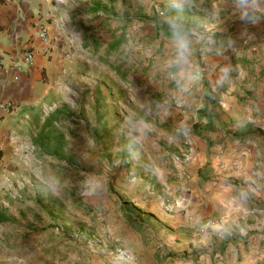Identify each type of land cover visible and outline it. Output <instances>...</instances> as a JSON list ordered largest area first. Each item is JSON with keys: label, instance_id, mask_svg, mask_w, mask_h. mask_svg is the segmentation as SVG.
I'll use <instances>...</instances> for the list:
<instances>
[{"label": "rangeland", "instance_id": "1", "mask_svg": "<svg viewBox=\"0 0 264 264\" xmlns=\"http://www.w3.org/2000/svg\"><path fill=\"white\" fill-rule=\"evenodd\" d=\"M234 2L193 0L181 13L185 24L204 37L194 43L192 56L201 79L182 93L169 75L174 69L166 65L174 49L164 18L177 14L169 0L58 1L72 8L73 33L60 37L71 39L70 54L53 77L55 96L47 104L48 111H56L43 138L45 154H35L36 147L30 153L45 162L32 163L31 172H17L0 195L1 210L13 214L2 232L0 264H80L78 259L91 254L84 248L92 235L86 222H103L95 216L103 209L97 198L116 195L115 184L137 177L140 169L146 178L154 174L148 181L159 183L163 177L168 185L178 171L175 161L185 159L180 156L184 147L168 145L171 138L188 129L186 124L201 132L203 125L232 124L218 117L219 110L212 112L217 95L229 87L253 96L257 75L264 77V13L248 8L254 19H241L240 8L228 5ZM220 67H226L225 77L217 86L213 80ZM186 96L191 110L202 99L204 113L176 111ZM205 100L212 104L208 112ZM141 125L147 126L143 136L132 131ZM55 151L62 161H52ZM114 197L130 210V199Z\"/></svg>", "mask_w": 264, "mask_h": 264}, {"label": "crops", "instance_id": "2", "mask_svg": "<svg viewBox=\"0 0 264 264\" xmlns=\"http://www.w3.org/2000/svg\"><path fill=\"white\" fill-rule=\"evenodd\" d=\"M58 1L0 0V102L12 105L0 117V195L17 172H31L32 163L43 161L38 155L31 159L30 153L36 147L35 154H45L43 138L47 125L54 123L50 114L56 111H48L47 104L55 96L53 77L61 73L72 43L60 37L73 33L74 25L72 8ZM228 5L238 7L235 2ZM252 9L264 13V0ZM40 24L50 38L48 53L37 36ZM27 51L34 53L33 62L13 68ZM225 70L216 71L217 86ZM257 78L253 96L232 93L228 87L217 95L213 108L205 100L207 112L212 108L217 115V109L218 117L232 124L203 125L202 132L182 124L183 130L168 145L184 147L180 156L185 159L175 161L178 171L168 185L163 177L159 183L148 181L154 174L146 178L141 174L145 169H140L137 177L115 184L116 195L130 199L129 211L116 195L97 198L103 209L95 216L103 222H86L92 235L84 248L91 254L78 259L80 264H264V77ZM202 101L191 110L193 102L186 96L176 111L200 115ZM51 157L54 162L63 160L56 151ZM7 211L0 208V240L13 218ZM221 223L225 230L218 234L213 226Z\"/></svg>", "mask_w": 264, "mask_h": 264}, {"label": "clouds", "instance_id": "3", "mask_svg": "<svg viewBox=\"0 0 264 264\" xmlns=\"http://www.w3.org/2000/svg\"><path fill=\"white\" fill-rule=\"evenodd\" d=\"M192 6L193 0H169V7L174 9L177 14L164 18V23L171 33V43L174 49V55L166 61V65L169 69H174L169 75L182 93L189 92L201 79L199 68L194 63L192 56L194 43L203 41L204 37L200 36L195 28L187 26L181 15L186 8ZM237 6L241 10V19H254L249 16L247 9L256 8L258 0H238ZM209 42H211L210 37ZM132 131L143 136L147 131V126L141 125ZM48 187L53 194L56 193L57 189L54 185L50 184ZM88 194L91 195V191ZM240 195L243 198L247 193L241 191ZM213 230L218 234L223 232L225 230L224 223L213 226Z\"/></svg>", "mask_w": 264, "mask_h": 264}, {"label": "built area", "instance_id": "4", "mask_svg": "<svg viewBox=\"0 0 264 264\" xmlns=\"http://www.w3.org/2000/svg\"><path fill=\"white\" fill-rule=\"evenodd\" d=\"M37 36L43 43L42 51L44 53H48L50 46V38L47 29L41 24L38 25ZM33 60H34V53L32 51H27L21 56L19 61H16L12 64V67L15 69H20L22 65L31 64ZM11 107L12 105L10 103L0 102V117L2 116L3 113L9 112Z\"/></svg>", "mask_w": 264, "mask_h": 264}, {"label": "trees", "instance_id": "5", "mask_svg": "<svg viewBox=\"0 0 264 264\" xmlns=\"http://www.w3.org/2000/svg\"><path fill=\"white\" fill-rule=\"evenodd\" d=\"M168 37H171V34L167 35ZM121 41L117 43V45H120Z\"/></svg>", "mask_w": 264, "mask_h": 264}]
</instances>
